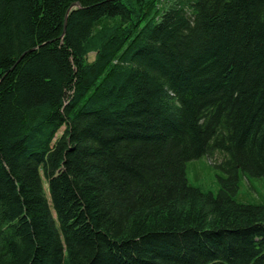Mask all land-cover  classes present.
Wrapping results in <instances>:
<instances>
[{
    "label": "trees",
    "instance_id": "1",
    "mask_svg": "<svg viewBox=\"0 0 264 264\" xmlns=\"http://www.w3.org/2000/svg\"><path fill=\"white\" fill-rule=\"evenodd\" d=\"M215 154L214 196L186 172ZM240 176L264 0H0V264H264Z\"/></svg>",
    "mask_w": 264,
    "mask_h": 264
},
{
    "label": "rangeland",
    "instance_id": "2",
    "mask_svg": "<svg viewBox=\"0 0 264 264\" xmlns=\"http://www.w3.org/2000/svg\"><path fill=\"white\" fill-rule=\"evenodd\" d=\"M88 60H93V55H90ZM62 131L63 129L58 133L57 137L60 136ZM222 161V157L215 154L210 159L201 158L189 164L186 172L189 184L203 193H211L215 196L220 188V178L226 177L220 169L216 168ZM44 187L48 197L46 185ZM235 200L242 204L264 206V178L240 176Z\"/></svg>",
    "mask_w": 264,
    "mask_h": 264
}]
</instances>
